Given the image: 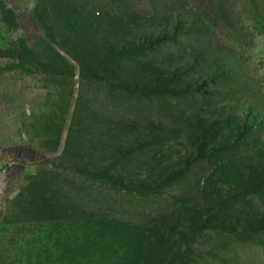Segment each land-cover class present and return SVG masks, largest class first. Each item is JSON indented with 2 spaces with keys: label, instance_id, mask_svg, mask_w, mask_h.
Returning <instances> with one entry per match:
<instances>
[{
  "label": "rangeland",
  "instance_id": "374dc122",
  "mask_svg": "<svg viewBox=\"0 0 264 264\" xmlns=\"http://www.w3.org/2000/svg\"><path fill=\"white\" fill-rule=\"evenodd\" d=\"M147 223L264 264V0H0V264H107Z\"/></svg>",
  "mask_w": 264,
  "mask_h": 264
},
{
  "label": "trees",
  "instance_id": "16d2710c",
  "mask_svg": "<svg viewBox=\"0 0 264 264\" xmlns=\"http://www.w3.org/2000/svg\"><path fill=\"white\" fill-rule=\"evenodd\" d=\"M169 23L171 27H182L181 24H175V22ZM137 42L138 45L144 46L148 38L140 37ZM116 47L117 45L113 43L109 46L112 50ZM108 226L112 227V223L110 222ZM168 230L166 226L157 227L150 223L134 226L130 232L120 230L118 237L121 243L115 247L117 251L115 260L107 264H187L184 251L175 245L173 232Z\"/></svg>",
  "mask_w": 264,
  "mask_h": 264
}]
</instances>
